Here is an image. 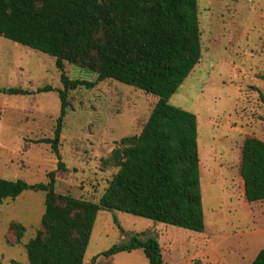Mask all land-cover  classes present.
Listing matches in <instances>:
<instances>
[{"label":"rangeland","instance_id":"obj_1","mask_svg":"<svg viewBox=\"0 0 264 264\" xmlns=\"http://www.w3.org/2000/svg\"><path fill=\"white\" fill-rule=\"evenodd\" d=\"M201 58L170 97L196 115L204 229L195 232L117 210L97 212L83 263L148 264L141 249L103 252L133 235L154 238L162 264H249L264 247V199L248 202L240 175L247 137L264 140V0H197ZM71 79L95 73L64 62ZM48 85L52 89L37 91ZM19 87L26 94L4 92ZM60 71L47 53L0 36V177L46 183L54 191L97 202L116 167L120 138L138 134L157 96L108 78L67 92L57 168L51 145L60 111ZM44 192L27 189L0 203V264H27L24 243L35 235ZM25 227L17 241L10 222Z\"/></svg>","mask_w":264,"mask_h":264},{"label":"trees","instance_id":"obj_2","mask_svg":"<svg viewBox=\"0 0 264 264\" xmlns=\"http://www.w3.org/2000/svg\"><path fill=\"white\" fill-rule=\"evenodd\" d=\"M0 36L55 58L63 86L60 111L54 136L39 141L51 145L58 169L64 168L58 143L68 90L111 78L157 96L140 132L120 138L112 150L116 172L97 202L56 193L55 170L46 183L0 177V203L27 189L44 192L40 226L24 243L27 264H85L100 209L203 231L196 115L169 102L201 58L197 0H0ZM65 61L92 71L95 80L69 78ZM3 91L28 93L19 87ZM240 175L245 199L263 200L264 140H244ZM9 226L19 241L25 227L14 221ZM134 249L143 251L148 264H162L160 244L151 237L133 235L103 253ZM249 264H264V247Z\"/></svg>","mask_w":264,"mask_h":264},{"label":"crops","instance_id":"obj_3","mask_svg":"<svg viewBox=\"0 0 264 264\" xmlns=\"http://www.w3.org/2000/svg\"><path fill=\"white\" fill-rule=\"evenodd\" d=\"M200 169H201V159L199 158V171H200Z\"/></svg>","mask_w":264,"mask_h":264}]
</instances>
